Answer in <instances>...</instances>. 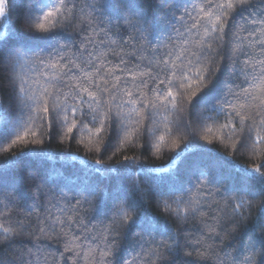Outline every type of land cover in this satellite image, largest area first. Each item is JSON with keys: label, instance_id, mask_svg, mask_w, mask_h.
Listing matches in <instances>:
<instances>
[{"label": "snow or ice", "instance_id": "1", "mask_svg": "<svg viewBox=\"0 0 264 264\" xmlns=\"http://www.w3.org/2000/svg\"><path fill=\"white\" fill-rule=\"evenodd\" d=\"M32 2L25 22L35 21L47 35L28 37L17 30L11 33L14 43L0 42V67L5 72L11 69L19 76L18 82L15 78L5 81L10 91L4 94L12 101L21 98L23 101L15 118L0 117L5 121L0 127V144L25 142L29 136L35 138L34 143L42 144L46 133L51 132L52 120L59 121L58 131L72 133L79 126L90 137H100L101 132L107 134L111 129L117 142H130L138 126L147 120L154 126L150 135L163 140L165 134L171 135L169 115L178 111L195 82L201 90L206 87L208 90L193 107L216 113L215 117L201 118L206 131L203 139L208 140L207 133L215 126L232 140L239 126L240 132L246 131L241 149L248 148L254 153L264 147V0H161L159 15L139 5H128L126 11L130 15H120L117 19L125 20L137 33L131 51H125V46L114 38L121 25L105 27L103 17H99L96 28L89 20L88 26L78 33V40H66L55 32L56 28L64 31L70 26L66 22L78 8L76 0H58L57 12L62 10V13L51 22V27H46L45 22L53 16L52 10L45 14L47 5L42 7L40 0ZM124 3L127 5L128 0ZM108 6L101 5L105 10ZM90 7L94 12L99 11L95 3ZM11 11L12 0H0V28L6 26ZM3 35L0 31V36ZM39 41L45 44L42 46ZM26 66L28 73H16L17 68ZM3 89L4 85H0V92ZM4 103L0 100V105ZM197 150L206 151L195 141L187 146L189 152ZM24 155L27 153L18 159ZM223 159L237 167L228 158ZM95 164L105 177L135 175L142 170L134 162L118 169L105 167L101 159ZM170 168L175 171L164 182L171 185V190L153 183L148 185L147 193L158 196L165 211L184 213L182 219H187L189 213L193 216L213 213L210 219L216 223L207 226L221 236V243L228 227L221 216L231 221L230 226L238 227L247 219L246 212L254 205L259 206L260 216L252 224L258 230V239L241 241V250L232 257V264H264V223L260 221L264 217V171L242 169L247 176L257 178L260 185L261 191L252 194L232 187L215 166L193 169L181 186H177L180 169L175 161ZM31 181L35 190L49 197L51 206L67 217L69 227L66 231L61 216L52 219L45 215L37 217V228L31 233L24 232L23 222L19 228L3 229L0 243L7 242L9 249L16 246L17 238L25 235L32 243L31 249L17 251L8 264H42L47 260L43 239L51 236L64 245L63 252L52 257L55 264H154L155 260L178 253L185 243L170 226L161 225L158 218L141 207L138 201H143L145 190L140 180L120 185L114 192L97 186L71 197L61 194L56 203L50 199L52 188L46 177L33 174ZM4 188L0 177V192ZM9 191L23 195L17 185L10 186ZM221 200L225 202L223 206ZM6 210L7 206L0 208V214ZM82 212L91 214L88 224L84 223ZM93 221L99 222V226L93 225ZM135 229L143 230L149 239L141 237L135 245L128 243L125 254L121 241L127 242ZM198 231L203 234L202 230ZM157 235L162 238L157 239ZM212 255L224 264L218 251L213 249Z\"/></svg>", "mask_w": 264, "mask_h": 264}, {"label": "trees", "instance_id": "2", "mask_svg": "<svg viewBox=\"0 0 264 264\" xmlns=\"http://www.w3.org/2000/svg\"><path fill=\"white\" fill-rule=\"evenodd\" d=\"M40 3L42 7L47 5L44 8L45 14L48 10L53 12L49 21L45 22L46 27H51V22H54L62 13V10L57 12L58 0H40ZM76 3L78 8L74 10L70 21L66 22L70 26L66 27L64 31L56 28L55 32L60 33V36L66 40H78V33L88 26L89 20L93 21L92 27L96 28L99 17H103L105 27L115 28L117 24L121 25L116 29L118 35L114 38L125 46V51H131V46L136 44L134 37L137 33L129 28L125 20L117 19V17L130 15V11H126L128 5H139L145 11L159 15L161 0H128L127 5L124 0H76ZM94 3L99 9L98 12H94L90 7ZM101 5L109 6L105 10ZM32 7V0H12V11L6 26L0 28V31L4 33L3 36H0V42L14 43L11 33L17 30L24 32L28 37L34 34L47 35L39 30L35 21L25 22L28 9ZM38 43L42 46L45 44L44 41ZM222 66L223 63H221ZM28 72L27 66L16 69L18 74ZM11 78H15L17 82L19 80V76L14 74L11 69L5 72L4 67H0V85H4L3 92H0V100L5 101L3 105H0V117L15 118L18 105L23 103L22 98L12 101L4 94L10 91V85L5 81ZM208 87H211V84ZM207 90V87L201 90L198 83H193L188 98L181 103L175 114L169 115L171 135L165 134L163 140L150 135L154 131V126L147 120L138 126L130 142L124 140L117 142L111 129L107 134L101 132L102 139L90 137L85 130H79V126L72 133H66V130L58 131L59 121L52 120L51 132L50 134L46 133L42 144L34 143L35 138L32 136H29L25 142L0 144V177L5 185L4 191L0 192V208L7 206L4 214H0V241H3V229L19 228L20 222H23L24 232L31 233L37 228V217L43 218L45 215H50L52 219H55L57 215L61 216V219L65 220L64 228L66 231L68 230L70 222L67 217L59 212L57 207L51 206L49 197L38 193L33 187L31 181L33 174L46 177L50 182L52 203L60 201L61 194L71 197L74 193L79 194L85 189L97 186L101 190L107 189L114 192L120 185L140 180L141 187L145 190L143 201H138L141 207L151 216L158 218L161 225L170 226L180 235L181 241L185 242L178 253L155 260L154 264H220L212 255L213 249L224 258V264H232V257L238 255L241 250V241L251 242L258 239V230L252 228L253 222L260 216L258 205H254L250 212H246L247 219L238 227L230 226L231 221L225 220L221 216L223 224L228 226L227 232L222 235L221 243V236L212 233V229L207 226L216 223L210 219L213 213L207 212L200 216H193L189 213L187 219H182L184 213L165 211L160 198L147 193L148 185L153 183L160 184L165 190H171V185L164 181H168L172 177L175 170L170 168V165L174 161L180 169L177 186L184 183L193 169L215 166L219 169L220 174L227 178L232 187L247 190L252 194L261 191L257 178L247 176L242 172V169L261 168L264 171V147L257 148L254 153L248 148L241 149L240 142L246 135V131L240 132L239 126H237V135L232 140H228L215 126L211 133H207L211 143L203 139L206 131L200 123L201 118L205 115L215 117L216 113L208 111L204 107L194 108L193 106ZM220 122L223 123V118H220ZM4 123L5 121L0 119V127L4 126ZM185 124L188 126L184 127ZM65 135L70 138L65 139ZM193 141L203 145L206 151H187V146ZM23 153H27V155L18 159ZM35 153H39V155ZM178 157L179 159H177ZM223 158H228V161L233 162L237 167H232ZM97 159H101L105 167L118 169L123 164L134 162L135 165L141 166L142 170L135 175L128 173L105 177L97 171L98 166L95 164ZM162 169H169V171L165 172ZM12 185L19 186L23 195L9 191V187ZM105 194L107 195V193ZM178 195H183V193H178ZM205 197H207V193H205ZM10 200L12 203L9 202ZM219 203L223 206L225 202L221 200ZM72 206H75V202ZM81 215L85 216L84 223L88 224L91 214L82 212ZM260 221L264 223V217H260ZM93 225L99 226V222L93 221ZM185 229H188L189 232L185 233ZM73 230L78 229L74 228ZM198 230H202L203 234ZM215 232L218 233L219 229L217 228ZM210 233L214 238L210 237ZM123 235L124 233H122ZM141 237L149 239L143 230L135 229L129 235L127 242L121 241V246L125 248V254L128 252V243L135 245ZM156 238L162 237L157 235ZM197 240L200 243H196ZM6 243H0V260L3 261V264H8L17 251H24L32 247L28 235L17 238L16 246L11 249L6 247ZM43 244V254L47 260L42 261V264H55L52 257H58L63 252V243L59 242L55 236H51L43 239ZM194 249H199V251ZM221 249L223 251H220ZM189 252L193 254L188 255Z\"/></svg>", "mask_w": 264, "mask_h": 264}]
</instances>
